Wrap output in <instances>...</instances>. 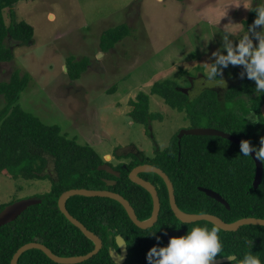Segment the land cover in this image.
Wrapping results in <instances>:
<instances>
[{
  "label": "trees",
  "instance_id": "16d2710c",
  "mask_svg": "<svg viewBox=\"0 0 264 264\" xmlns=\"http://www.w3.org/2000/svg\"><path fill=\"white\" fill-rule=\"evenodd\" d=\"M17 1L0 0V62L12 58L10 48L4 44L5 38L24 44L32 37V26L23 20L4 24L2 10L10 9ZM128 34L129 27L125 23L104 29L98 37L99 51H108ZM88 63L85 57L77 60L67 57L65 73L68 79L78 78ZM28 79L25 72L12 69L7 80L0 81L3 99L0 106V173L25 179L48 177L50 186L46 192L33 196L39 199L38 203L0 225V264H8L15 249L31 241L42 243L57 256L82 255L92 249V242L57 208L58 195L70 188L115 192L127 200L137 219L147 218L151 211L150 196L127 178V172L140 163H148L166 174L172 185L174 202L183 212L209 213L227 223L242 217L264 219V161H260V181L252 188L254 162L250 156L242 155L240 146L215 135L190 134L179 139L173 135L168 145L151 158L131 159L124 168L117 167L118 176H112L96 169L103 161L88 144L76 142L61 133L57 125H45L19 107L18 93ZM149 93L157 94L172 109H183L191 120H206L207 127L247 140L257 149L260 138L264 137V118L259 111L264 93H256L255 82L248 79L246 73L228 86L221 98L213 89L204 88L189 99L170 79L154 82ZM127 102L130 107L127 115L132 121L147 125L152 119L147 95L138 92ZM47 158L51 159L52 176L43 172ZM138 176L154 186L159 202L155 222L144 229L136 227L121 205L110 198L72 195L65 199L68 213L101 242L94 255L75 264H116L109 255L110 250H117L116 235L123 239L126 247V257L121 264H148L147 252L153 246L160 247L167 231L182 229L173 235L178 237L194 227H206L209 231L216 227L204 220L178 221L169 209L162 179L153 172H141ZM104 179L114 180V183L106 184ZM198 187L218 193L227 207L206 196ZM3 206L0 205V209ZM218 236L222 251L216 258L233 256L235 260L231 264H236L251 252L264 264V226L246 224L234 231L219 229ZM16 264L59 263L51 261L38 249H28L18 256Z\"/></svg>",
  "mask_w": 264,
  "mask_h": 264
},
{
  "label": "rangeland",
  "instance_id": "374dc122",
  "mask_svg": "<svg viewBox=\"0 0 264 264\" xmlns=\"http://www.w3.org/2000/svg\"><path fill=\"white\" fill-rule=\"evenodd\" d=\"M261 4L264 0H19L2 10L4 24L23 20L32 26V37L24 44L5 38L12 58L0 62V81H6L12 69L25 72L29 79L18 93L19 107L45 125H57L76 142L88 144L101 159L114 163L118 160L111 153L131 150L151 158L179 129L207 125L206 120H191L183 109L170 108L149 93L150 86L170 79L189 99L204 88L221 98L244 69L229 65L209 82L206 73L214 62L212 53L226 55L223 37L227 34L233 44L238 43ZM119 23L129 27V34L100 52L99 34ZM69 56L89 60L76 79L65 73ZM138 92L147 95L152 116L147 125L127 115V101ZM43 172L53 175L50 158ZM49 186L48 177L25 179L0 173V205L37 196Z\"/></svg>",
  "mask_w": 264,
  "mask_h": 264
},
{
  "label": "water",
  "instance_id": "95a60500",
  "mask_svg": "<svg viewBox=\"0 0 264 264\" xmlns=\"http://www.w3.org/2000/svg\"><path fill=\"white\" fill-rule=\"evenodd\" d=\"M185 91V90H184ZM259 111L261 116L264 118V101L261 103L259 107ZM215 135L219 136L221 138L227 139L228 141L240 146V142L242 140L238 139L237 137H234L226 132H223L218 129H214L211 127H195V128H185V129H179V132L176 134V138L179 139L182 135ZM254 162V173L252 177V188H255L257 184L260 181L261 177V171H262V166L261 162L255 158L254 153L250 155ZM97 170H103L109 174H112L114 176H118V172L113 170L109 165L106 163H101L98 166H96ZM141 172H153L157 174L163 181L165 188H166V193H167V202L170 211L172 212L173 216L180 222L182 223H189V222H194L197 220H204L207 221L214 226L218 227L221 230L224 231H234L236 230L239 226L241 225H246V224H252V225H261L264 226V219L262 218H256V217H242L239 218L235 221L232 222H224L221 220L219 217L209 214V213H186L181 211L175 204L174 202V196H173V189L171 182L169 181L168 177L166 174L160 170L159 168L152 166L147 163H142L135 165L132 167L128 172H127V178L142 187L150 196L151 199V211L150 215L143 219L139 220L136 218L134 211L132 207L129 205L126 199H124L121 195L106 190V189H86V188H70L67 190L62 191L56 200V205L59 210V212L65 217L67 221H69L73 226H75L86 238H88L92 242V249L89 250L88 252L82 254V255H73V256H57L53 254L46 246H44L42 243L39 242H26L22 245H20L18 248L15 249V251L12 253L9 263L8 264H16V260L18 256L28 250V249H38L40 250L48 259L55 263L59 264H75L78 262H81L92 255H94L98 249L101 246L100 239L91 231L87 230L82 223H80L77 219H75L72 215L68 213V211L65 208L64 201L66 198L72 195H81L85 197H107L112 200H115L118 202L121 207L124 209L128 219L138 228L144 229L147 227H150L156 220L158 210H159V202H158V197L156 195V191L154 186L139 177L137 174ZM106 184H113L114 180H105ZM199 191H202L206 196L222 203L225 207H227L226 202L221 198V196L214 192L213 190L203 188V187H198ZM39 199L34 198V197H28L25 199H20L16 200L13 202H10L6 205H4L0 209V225L6 224L13 219L16 218L17 215H19L26 207L38 203ZM182 232V229H173L169 230L165 233L163 240L168 243L169 238L175 234H178ZM115 245L117 250H110L109 255L111 260L116 263V264H121L125 257H126V247L124 244L123 239L119 236H115ZM227 257L230 256H225V257H219L216 258L214 263H221V262H227L229 259ZM233 257V256H231Z\"/></svg>",
  "mask_w": 264,
  "mask_h": 264
},
{
  "label": "clouds",
  "instance_id": "9594fccd",
  "mask_svg": "<svg viewBox=\"0 0 264 264\" xmlns=\"http://www.w3.org/2000/svg\"><path fill=\"white\" fill-rule=\"evenodd\" d=\"M243 5L245 8L250 7ZM254 11L256 18L238 43L233 44L226 34L223 37L226 55L220 51L212 53L214 62L209 65L206 73L209 82L221 76L222 70L229 65L242 66L244 72L240 74L241 78L246 73L247 78L255 82L256 93H264V31H256L257 28L264 29V4L257 6ZM253 38L258 42L255 45ZM240 151L244 156L254 153L257 160L264 161V137L260 138L258 149L249 141L242 140ZM218 232V227H213L210 231L206 227H194L186 235L170 237L167 246H153L149 249L146 254L148 264H214L222 251ZM227 258L230 264L235 260V257ZM236 264H261V261L249 252L242 260L236 261Z\"/></svg>",
  "mask_w": 264,
  "mask_h": 264
},
{
  "label": "flooded vegetation",
  "instance_id": "af4514ba",
  "mask_svg": "<svg viewBox=\"0 0 264 264\" xmlns=\"http://www.w3.org/2000/svg\"><path fill=\"white\" fill-rule=\"evenodd\" d=\"M186 93V92H185ZM123 154L121 153H111L110 156H112L115 160H118L114 163H111L110 161H107V160H104V159H101L103 162L102 163H106L107 165H109L113 170L117 171L118 172V175H119V171L117 169V167L119 165H121L123 168L125 166V164H127L131 159H136L138 161L140 160H143V159H148V157H143V154L140 152V151H137V150H131L129 152H122ZM123 156V157H122ZM152 157V155L150 156ZM127 159L126 162H123L119 159ZM141 164V163H140ZM148 164V163H147ZM98 166V165H97ZM103 171V170H102ZM107 173V172H106ZM109 174V173H108ZM112 175V174H110ZM138 175V174H137ZM114 176V175H112ZM105 180H111V179H105ZM173 230V229H171ZM164 237V236H163ZM172 237V236H171ZM162 244H165L167 245L168 243H166L164 240L162 242ZM162 244H160V247H162Z\"/></svg>",
  "mask_w": 264,
  "mask_h": 264
}]
</instances>
